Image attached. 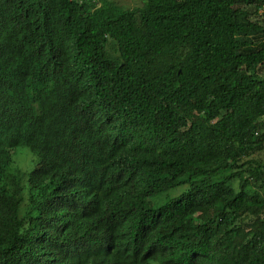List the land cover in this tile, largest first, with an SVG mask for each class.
Here are the masks:
<instances>
[{"label": "trees", "instance_id": "16d2710c", "mask_svg": "<svg viewBox=\"0 0 264 264\" xmlns=\"http://www.w3.org/2000/svg\"><path fill=\"white\" fill-rule=\"evenodd\" d=\"M262 150L264 0H0V264H264Z\"/></svg>", "mask_w": 264, "mask_h": 264}, {"label": "clouds", "instance_id": "9594fccd", "mask_svg": "<svg viewBox=\"0 0 264 264\" xmlns=\"http://www.w3.org/2000/svg\"><path fill=\"white\" fill-rule=\"evenodd\" d=\"M8 151L13 154L14 160L10 173H18L23 184L21 193H28L32 178L41 175L42 169L38 168L39 161L33 153L27 151L24 147L16 150L8 148ZM8 178L10 179V177ZM35 189L36 191L41 190L39 186H36Z\"/></svg>", "mask_w": 264, "mask_h": 264}, {"label": "rangeland", "instance_id": "374dc122", "mask_svg": "<svg viewBox=\"0 0 264 264\" xmlns=\"http://www.w3.org/2000/svg\"><path fill=\"white\" fill-rule=\"evenodd\" d=\"M118 1L122 3L124 6H128V7L139 6L144 2V0H118ZM254 158H258L264 161V150L260 151L259 153H256L254 155ZM152 264H158V263L153 262Z\"/></svg>", "mask_w": 264, "mask_h": 264}]
</instances>
